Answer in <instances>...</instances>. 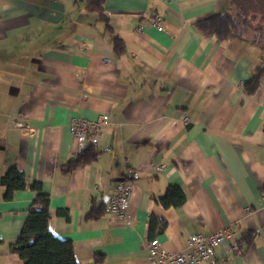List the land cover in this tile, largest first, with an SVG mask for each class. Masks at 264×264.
Masks as SVG:
<instances>
[{
  "label": "crops",
  "instance_id": "obj_1",
  "mask_svg": "<svg viewBox=\"0 0 264 264\" xmlns=\"http://www.w3.org/2000/svg\"><path fill=\"white\" fill-rule=\"evenodd\" d=\"M90 1L0 0V178L13 167L26 178L10 201L0 184V264H25L10 245L36 182L49 230L79 264H148L153 217L167 223L157 235L167 252L228 227L203 264H264V74L254 95L244 89L264 68L263 45L197 31L230 0H106L108 21ZM102 116L97 159L69 172L86 149L68 123ZM126 169L139 173L127 222L107 211ZM170 186L185 191L182 207L160 204Z\"/></svg>",
  "mask_w": 264,
  "mask_h": 264
},
{
  "label": "trees",
  "instance_id": "obj_2",
  "mask_svg": "<svg viewBox=\"0 0 264 264\" xmlns=\"http://www.w3.org/2000/svg\"><path fill=\"white\" fill-rule=\"evenodd\" d=\"M105 2L106 0H91L87 9L96 13L103 21H108ZM243 2L245 4L234 3V9L227 13H216L196 21L195 28L203 35L215 37L221 42L235 38L255 40L263 45L264 50V24H258L260 20L264 23V0H243ZM116 51L118 54L123 51L120 39L116 40ZM263 74L264 68L261 67L257 74L245 83L244 89L248 95L256 93ZM92 148L84 150L68 162L67 170L71 172L93 163L97 159V152ZM0 184L5 189L4 200L10 201L16 192L26 188V178L23 172L13 167L0 178ZM32 189L37 195L26 211L27 218L19 237L10 245L11 251L19 255L25 264H79L75 258L72 242L59 238L49 230V195L43 192L40 183H34ZM186 200L185 191L181 187L170 186L159 202L168 209L180 208ZM166 226L164 220L153 217L150 221L149 238H156ZM1 243L0 240V245ZM101 262L102 257L98 256L96 263L101 264Z\"/></svg>",
  "mask_w": 264,
  "mask_h": 264
},
{
  "label": "built area",
  "instance_id": "obj_3",
  "mask_svg": "<svg viewBox=\"0 0 264 264\" xmlns=\"http://www.w3.org/2000/svg\"><path fill=\"white\" fill-rule=\"evenodd\" d=\"M153 26L158 30L164 29L162 19L159 18L154 21ZM109 125L110 121L107 116H102L95 121L74 117L68 123V129L80 149L84 150L97 146L103 128ZM153 170L162 172L165 166H153ZM138 175L139 173L135 170H124L114 193L109 197L107 211L120 221L129 220L127 212L132 193V182L138 178ZM232 234V230L228 227L207 236L193 234L188 239L184 250L178 254L163 250L157 237L149 239L146 243L148 264H203L215 255L216 248L224 244Z\"/></svg>",
  "mask_w": 264,
  "mask_h": 264
},
{
  "label": "rangeland",
  "instance_id": "obj_4",
  "mask_svg": "<svg viewBox=\"0 0 264 264\" xmlns=\"http://www.w3.org/2000/svg\"><path fill=\"white\" fill-rule=\"evenodd\" d=\"M230 2H231V6L233 7V9H234V5H235L234 3H236V2H237V3H240V4H245V3L243 2V0H232V1L230 0ZM235 8H236V6H235ZM258 24H264V23H263V20H260V22H258ZM263 26H264V25H263Z\"/></svg>",
  "mask_w": 264,
  "mask_h": 264
}]
</instances>
